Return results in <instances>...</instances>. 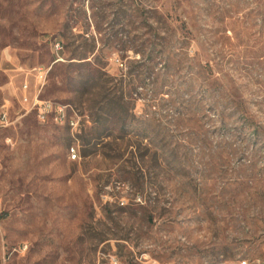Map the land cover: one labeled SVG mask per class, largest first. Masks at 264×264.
I'll return each mask as SVG.
<instances>
[{"label":"rangeland","instance_id":"obj_1","mask_svg":"<svg viewBox=\"0 0 264 264\" xmlns=\"http://www.w3.org/2000/svg\"><path fill=\"white\" fill-rule=\"evenodd\" d=\"M5 102L0 264H264V0H0Z\"/></svg>","mask_w":264,"mask_h":264},{"label":"built area","instance_id":"obj_2","mask_svg":"<svg viewBox=\"0 0 264 264\" xmlns=\"http://www.w3.org/2000/svg\"><path fill=\"white\" fill-rule=\"evenodd\" d=\"M56 49H60V45L56 44ZM49 71L42 67L33 68L29 71L35 78V92L32 93L31 86L29 84L28 76L22 83L20 87V103L27 107V113H34L38 121L41 123H48L50 121L55 122L56 124L62 125L64 122H73V130L77 131L79 129V120L77 116L72 115L71 112L67 111L66 117H59V113L52 112V105H59L62 109V104L45 100L41 98L42 91L47 82ZM15 124V121L12 118V109L11 106L5 102L0 105V132L5 131L11 128ZM78 159V153L76 148L72 149V160L75 161ZM234 264H247L246 261L238 262Z\"/></svg>","mask_w":264,"mask_h":264},{"label":"bare ground","instance_id":"obj_3","mask_svg":"<svg viewBox=\"0 0 264 264\" xmlns=\"http://www.w3.org/2000/svg\"><path fill=\"white\" fill-rule=\"evenodd\" d=\"M52 112L59 113V117H66L67 116V106L62 105V109H60L59 105H52ZM64 123L68 124L73 129V122H64ZM72 149H74V147H72L69 151V158L71 160H72Z\"/></svg>","mask_w":264,"mask_h":264}]
</instances>
